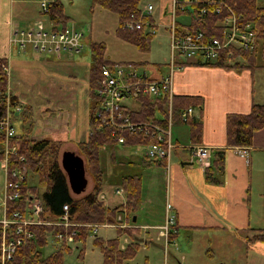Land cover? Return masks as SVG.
I'll return each instance as SVG.
<instances>
[{"label": "trees", "instance_id": "obj_1", "mask_svg": "<svg viewBox=\"0 0 264 264\" xmlns=\"http://www.w3.org/2000/svg\"><path fill=\"white\" fill-rule=\"evenodd\" d=\"M224 2L226 6L222 7L221 13L212 14L217 4L204 5L201 2H193L188 4L186 8L177 9V17L187 15L191 18L190 24H183L177 21L178 29L181 26L187 27L190 31L196 32L202 30L205 38H217L221 42H225L228 34L227 27L219 25L217 20L223 19L229 15L230 8L240 23L249 24L253 30L255 40L252 46L238 47L234 44L224 46L217 51V56L213 59L203 56L195 65L201 66H217L227 69L249 68L255 71L257 68H264V5L259 4L258 0H218ZM93 7L98 5L102 8L114 12L118 15L119 21L116 29L117 36L123 41L137 46L141 51L147 52L151 48L152 41L156 35L157 24L151 13L145 10L144 0H92ZM202 7H206L207 12L201 14ZM195 9V10H194ZM49 22L55 27L69 26L70 17L64 13L63 5L60 1H54L50 4L47 12ZM218 14V15H217ZM133 24L131 27L129 24ZM140 23L141 27L137 28L136 24ZM75 26V25H74ZM76 27V26H75ZM170 31V29H169ZM106 46L104 43L92 42V65L90 75V132L87 139L78 141L81 153H83L89 166L91 167L95 184L92 191L87 193L83 198H74L71 192L68 176L61 164V146L62 141L50 140L48 138L40 139L35 135V117L29 104H24V108L20 113L22 117L21 137L13 141L20 144L19 152L26 156V164L29 167L27 179L21 184V195L16 199H8L6 205V215L8 219H14V213L18 212L23 216L36 219L32 215V211L28 208L32 197H37L42 202L43 213L41 217L44 219H59L64 213V206L68 205L71 219L75 222L87 223H103L110 222L122 225L123 220L118 218V212L122 214L123 206L127 210V214L138 213L142 207V174L139 170L134 169L132 173L122 175L120 185L126 193V202L117 206H106L105 201L100 198V194L104 193L105 174L102 169L100 151L108 146L121 148L128 146H145L150 142H154L149 136L142 133H124L125 141L118 143L117 137L112 135L109 128L99 126L100 122L97 118L98 111L102 109L103 102L98 94L100 73L103 67L108 66L114 68L117 63L110 61L105 57ZM241 59V60H240ZM1 60V59H0ZM261 60V61H260ZM187 62V61H186ZM260 62V63H259ZM126 65H141L143 62L135 63L133 61L125 62ZM185 62H179L180 65ZM168 75V74H167ZM165 78V77H164ZM7 86L6 74L0 73V110L4 108L1 103L4 91ZM166 94V93H165ZM139 101V109H127L133 120L137 121H153L167 126L168 115V95H148L141 94L136 97ZM13 105L21 102L17 96L12 95ZM202 104V100L197 96L174 95L173 96V122L190 124L192 131V140L200 143L202 126L199 120L195 119V111ZM194 109V116L187 121L182 119V113L188 108ZM3 115L0 113V117ZM18 117V113L14 115ZM13 117V120H14ZM227 145L228 147H250L253 145L254 135L257 131L264 128V104L254 103L249 113H230L227 115ZM3 136H0V148L3 142ZM225 150L214 152V161L207 165L206 179L208 182H218L215 177V170H223V159ZM212 152V158H213ZM3 156L0 151V158ZM142 159L149 160L145 155ZM212 160V159H211ZM16 161L11 163V167ZM33 180L35 181L33 183ZM136 216V214L134 215ZM134 216L130 219L133 220ZM137 217V216H136ZM118 218V220H117ZM126 222H130L128 218ZM118 221V222H117ZM134 221V220H133ZM137 221V219H136ZM135 221V222H136ZM117 234L110 238H100L94 235L93 244L100 247L103 254V264H132L137 255V250L144 238L135 236L141 233L142 229L135 226H115ZM174 231L168 236L165 245L172 243L178 233L177 224L174 225ZM76 237V246H70L67 243L60 242L57 234L64 231V227L58 225H39L28 224L24 226V230L17 233V224L11 223L5 227L0 222V264H65V254L72 253L74 249H80L79 257L83 258L86 251L92 228L79 227ZM254 231L252 237L246 236V247L248 252L253 249L250 243H264V229L248 228L246 231ZM24 231L31 233L25 235ZM4 232L5 235L4 236ZM134 232L135 235H134ZM130 239L126 246H122L123 236ZM22 238V243L16 247L11 258H6L3 262L2 244L4 239L7 243L11 240ZM143 239V240H142ZM52 244L55 251L46 254V247ZM227 264V263H220Z\"/></svg>", "mask_w": 264, "mask_h": 264}, {"label": "rangeland", "instance_id": "obj_2", "mask_svg": "<svg viewBox=\"0 0 264 264\" xmlns=\"http://www.w3.org/2000/svg\"><path fill=\"white\" fill-rule=\"evenodd\" d=\"M21 6L20 18H18L19 27L25 28L35 21L44 20L50 28L51 22L47 14H42L41 1L43 0H15ZM54 2L57 0H47ZM63 5L64 13L70 17L69 25H75L78 30L84 32V48L81 53L69 55L64 54L56 57L50 54H41L34 51L32 47H26L25 52H13L11 56V75L7 77L6 90L24 104H29L35 117V135L37 138L62 141L60 154L69 146L75 149L83 156L86 166L88 185L80 192H72L74 198H83L87 193L93 190L95 178L86 156L81 153L78 141L87 139L90 132V75L92 65V42H101L106 46L105 57L110 61L122 63L133 61L135 63L143 62L138 67V71L145 72L150 77L168 74L169 66L166 64L171 59V37L170 31L161 19V12L165 4L170 3V13L172 10V0H144V6L152 4L154 10L151 14L157 24L156 35L149 51H141L137 46L129 44L120 39L116 34L118 26V15L108 11L101 6H94L92 0H58ZM181 1V0H179ZM259 4L264 5V0H258ZM190 6V5H188ZM191 7V6H190ZM172 16V14H171ZM172 21V19H171ZM170 21V23H171ZM177 21L183 24H190L191 18L187 15H180ZM15 27V25H13ZM14 28L12 29V32ZM11 35H9L10 37ZM30 54V56L28 55ZM9 56V55H7ZM4 58V56L2 57ZM241 60V59H240ZM261 61V60H260ZM260 63V62H259ZM160 67V68H159ZM263 71H258L256 75L257 94H264ZM163 75V76H164ZM125 104L132 109L139 108V101L129 97ZM21 112L18 117H14L16 131L22 127ZM4 141V140H3ZM4 144L2 142L0 151L3 156L0 158V195L5 191V155ZM145 147L136 146L112 147L108 146L100 151L102 169L105 174L104 191L108 197L104 198V193L100 198L105 201L106 206L121 200L126 202V193L121 183L122 175L133 172L132 163L139 164V172L142 174V185L144 196L150 202L156 204L157 210L163 212L164 194L166 188V178L162 169L154 168L155 164L143 167L142 155L145 154ZM259 168H264V159ZM157 174L155 185L151 182ZM264 176V173L263 175ZM35 181L33 180V183ZM253 206L256 207L253 212L254 226L264 229V181L255 178ZM262 186V187H260ZM121 187V190L119 189ZM114 196L115 199L111 198ZM145 207H143L144 209ZM142 209V208H141ZM147 209L149 207L147 206ZM145 211L140 213L127 214L125 205L122 214L118 212V218L123 220V224H113L108 221L98 223L100 226L95 233H91L84 257L80 258V249H74L72 253L65 254V264H103V254L100 247L93 244L94 235L100 238H110L117 234L115 226H127L133 224L140 226L143 224ZM161 209V210H160ZM139 216L135 222L130 218L134 215ZM2 217L0 208V218ZM117 218V220H118ZM126 218L130 222H126ZM75 222V221H73ZM118 222V221H117ZM127 223V224H125ZM133 227V226H132ZM142 232L135 236L144 238L137 250V255L132 264H264V243H250L253 251H247L246 238L241 242L237 238L247 234L249 237L255 235L254 231H240L230 239L224 232L202 233L196 230L181 229L174 241L168 246L165 245L164 238H158L159 229L151 230V226L141 227ZM158 232V233H157ZM121 245L124 247L130 239L122 235ZM244 237V236H243ZM234 239V241H233ZM143 240V239H142ZM55 251V246L49 244L46 247V254Z\"/></svg>", "mask_w": 264, "mask_h": 264}, {"label": "crops", "instance_id": "obj_3", "mask_svg": "<svg viewBox=\"0 0 264 264\" xmlns=\"http://www.w3.org/2000/svg\"><path fill=\"white\" fill-rule=\"evenodd\" d=\"M169 8L170 3L165 4L161 12V19L168 31L172 19ZM20 10L22 11V8L15 0H0V57L12 56L14 51L17 52L10 45L9 35L12 28L19 26ZM56 59L61 58L56 57ZM169 62L170 60L166 63L168 66ZM195 62L189 60L174 72L172 86L174 95L197 96L202 100V104L195 111V119L199 120L202 126L200 143L192 140L190 124L175 123L171 128V139L176 147L170 160L153 162L140 159L143 167L149 168L148 165L152 163L155 164L154 168L165 169L163 171L166 178L164 207L163 212L160 213L156 204L150 202L142 190V209L139 213L145 211L148 206V212L144 217V221H147L140 226L133 224L130 226L140 228L145 225L151 226V229L146 231L148 233L157 229L166 220V206L169 203L176 214L178 233L182 228L202 233L224 232L232 239L236 236L233 230L236 233L240 231L244 233L249 227L256 228L253 218L256 207L253 206L251 192L254 190L255 178L264 181L262 176L264 168L257 166L258 164L260 166L264 159V128L255 133L252 146L228 147L227 115L249 113L255 102L264 104V94L258 96L256 87L257 72L262 70L264 78V68H257L255 71L249 68L227 69L195 65ZM163 75L164 73H161L160 76L151 78L161 79L167 74ZM194 146H207L213 155L218 150H225L223 170H215L218 182H208L205 174L206 166L197 159H191V148ZM214 157L215 155L210 165ZM131 167L133 170H139L140 165L132 163ZM157 179V174H154L151 184L155 185L154 180ZM119 189L122 192L121 187ZM103 196L106 200L107 192L104 191ZM111 198L115 199L114 196ZM124 201L121 200L119 203ZM117 205L118 203L115 202L110 204V207ZM136 216L138 220V214ZM243 236L237 238H241V242L245 243L243 239L247 234Z\"/></svg>", "mask_w": 264, "mask_h": 264}, {"label": "built area", "instance_id": "obj_4", "mask_svg": "<svg viewBox=\"0 0 264 264\" xmlns=\"http://www.w3.org/2000/svg\"><path fill=\"white\" fill-rule=\"evenodd\" d=\"M193 2H201L203 5L217 4L214 11H210L212 14L221 13L222 7L226 6L224 2L218 0H172V21L169 23L170 37H171V59L169 62L170 72L165 78L153 79L147 73H141L138 71V66L129 64L127 67L124 65H116L113 69L105 66L100 73L98 94L102 99V109L98 111L97 118L100 122L99 126L107 127L111 130L112 135L117 137L119 144L125 141L124 133L131 134L142 133L153 139L154 142L142 146L145 147V156L153 162L168 161L170 160L173 149L176 144L172 142L171 128L174 125L173 122V86L172 76L174 72L181 68L182 65L179 62H186L189 60L198 61L201 57L206 56L211 59L217 56L218 49L234 44L238 47L248 48L254 43V32L249 24L240 23L235 17L230 8L228 9L229 15L224 16L223 19L217 20L219 25L227 27L226 33L228 37L225 42H221L217 38H210L207 40L202 30L196 32L190 31L187 27L181 26L182 29H178L177 25V9H184L188 4ZM52 2L47 0L41 1V9L45 12L49 10V6ZM145 10L151 13L154 10V6L149 4L145 6ZM195 10V9H194ZM206 7H202L201 14L206 13ZM218 15V14H217ZM133 27V24H129ZM137 28L141 27L140 23L136 24ZM13 29V28H12ZM10 45L16 49L17 52H25L28 49L26 47H32L35 52L41 54H50L54 57H58L64 54L74 55L81 53L84 48V32L80 31L74 25L67 27H55L51 23L49 28L44 20L35 21L33 24L21 28L16 26L14 31L10 34ZM19 52V53H20ZM0 73L6 74L9 78L11 75V56L0 57ZM9 83V80H8ZM7 83V84H8ZM1 93V91H0ZM166 93V94H165ZM168 95V115L167 126L153 121H137L127 114V109L134 110L125 104L127 98L132 97L136 99L138 95ZM1 103L4 106L0 110L3 115L0 117V136H3L4 155H5V167L6 174L5 191L0 195V208L2 217L0 222L5 227L11 223L17 224V233L24 230V226L28 224L39 225H58L64 227V231H60L56 236L60 242L67 243L70 246H76V237L78 234L77 228L90 227L93 233L97 231L100 226L98 223L87 222H73L70 215L69 206H64L63 215L56 220L44 219L41 217L43 213L42 202L37 197H32L28 208L32 211V215L36 219H30L18 212L14 213V219H8L6 215V205L8 199H16L21 195V184L27 179L29 174V167L25 163L26 156L19 152L20 144L13 141L14 138L18 139L21 134L16 131L13 117L15 114L21 112L24 108V103L19 102L13 105L12 94L5 90ZM194 116V109L188 108L182 113V119L187 121ZM191 159H197L203 166L210 164L212 159V151L207 146H194L191 148ZM15 162V165L11 167V163ZM176 224V214L174 209L167 203L166 206V220L158 226L160 234L158 238H164L167 242L168 236L174 231V225ZM25 235H30L28 231H24ZM4 236L5 232H4ZM22 238L17 240H11L7 243L4 239L2 244V260L11 258L16 247L22 243Z\"/></svg>", "mask_w": 264, "mask_h": 264}, {"label": "water", "instance_id": "obj_5", "mask_svg": "<svg viewBox=\"0 0 264 264\" xmlns=\"http://www.w3.org/2000/svg\"><path fill=\"white\" fill-rule=\"evenodd\" d=\"M61 164L68 176L70 188L73 192L78 193L87 187L85 160L74 146L64 149L61 155ZM136 219L137 217L134 216L133 220L136 221Z\"/></svg>", "mask_w": 264, "mask_h": 264}]
</instances>
